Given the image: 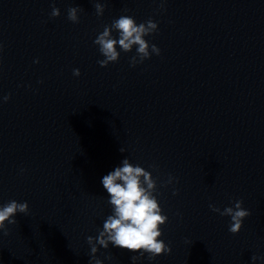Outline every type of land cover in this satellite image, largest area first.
Returning <instances> with one entry per match:
<instances>
[{"label":"clouds","instance_id":"1","mask_svg":"<svg viewBox=\"0 0 264 264\" xmlns=\"http://www.w3.org/2000/svg\"><path fill=\"white\" fill-rule=\"evenodd\" d=\"M167 0H160L161 9L164 8ZM97 16H102L105 11V4L97 2L94 4ZM84 11L80 7H70L67 10V19L72 23H79L78 13ZM124 12L129 11L127 8ZM50 16L55 18L60 16L59 8L53 5ZM116 32L117 37L113 36ZM158 31L157 22L152 19L137 24L134 17L121 15L112 21L111 25H105L93 43L98 46L100 54L104 57L98 60L101 67H107L110 63L119 60L121 52L129 53L135 47L136 53L129 59L131 67L143 63L150 59L153 54L159 56L160 49L155 44H150L145 37ZM119 47L120 51L117 50ZM2 50V46H0ZM38 62V61H36ZM74 76H80L79 69H73ZM42 82V81H41ZM4 102L10 99V94L4 96ZM123 153L125 149L120 148ZM153 170L156 165H150ZM23 171V169L21 170ZM157 179L153 178L151 172L145 170L140 165H133L128 158L121 162V166L109 172L102 178V185L108 193V203L112 208V214L108 215L103 222L102 230H99L96 237L86 238L90 246L89 264H103V261L96 256L98 247L108 249L109 244L124 250L138 253L131 257L132 264L147 254L149 261L164 254H170L172 249L166 244L161 236L163 235L162 226L168 221L167 215L163 213L160 206L157 187ZM174 177L169 175L162 186L172 184ZM178 182V181H177ZM178 194V190L173 189V195ZM243 200H236L234 206L224 207L223 209L214 204H210L211 211L220 216L230 217L229 232L237 234L240 232L244 220L251 215L250 211L243 206ZM17 213L28 215L29 205L25 202L10 200L5 204H0V232L3 235L9 234L8 225H15ZM110 259L111 257H106ZM252 262L264 260V256L255 254L251 257Z\"/></svg>","mask_w":264,"mask_h":264}]
</instances>
